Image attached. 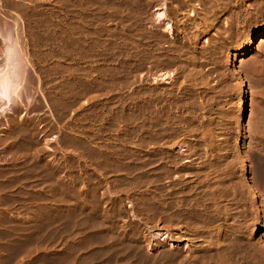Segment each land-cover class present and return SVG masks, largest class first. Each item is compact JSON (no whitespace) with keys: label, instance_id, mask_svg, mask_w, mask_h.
I'll return each instance as SVG.
<instances>
[{"label":"rangeland","instance_id":"1","mask_svg":"<svg viewBox=\"0 0 264 264\" xmlns=\"http://www.w3.org/2000/svg\"><path fill=\"white\" fill-rule=\"evenodd\" d=\"M4 28L34 67L0 110V264H264V0H0Z\"/></svg>","mask_w":264,"mask_h":264},{"label":"bare ground","instance_id":"2","mask_svg":"<svg viewBox=\"0 0 264 264\" xmlns=\"http://www.w3.org/2000/svg\"><path fill=\"white\" fill-rule=\"evenodd\" d=\"M112 2V1H111ZM179 2V1H178ZM229 2V1H228ZM183 4V3H182ZM185 4V3H184ZM229 4H231V3H229ZM92 5V4H91ZM94 5V4H93ZM142 5V4H141ZM105 6V5H104ZM92 7V6H91ZM86 8V7H85ZM139 8V7H138ZM211 9V8H210ZM119 10V9H118ZM86 11V10H85ZM137 11V10H136ZM121 12V11H120ZM146 12V11H145ZM170 12V11H169ZM105 13V12H104ZM109 13V12H108ZM143 13V12H142ZM148 13V12H147ZM79 14V13H78ZM87 14V13H86ZM139 14L141 15V13L139 12ZM138 14V15H139ZM158 15H157V18H158V21L159 22H164L165 23V25H166V27H165V29H166V31H167V33H168V35H166L164 32H163V30L161 31L159 28H154L155 29V37H154V39H152V42L151 43H146L147 44V50H145V52H144V54L145 55H147L148 56V58H150V60H151V62L153 63H155V65H153V67H150V70L152 69V68H154L155 66H157L156 64L158 63V62H162V60H165V61H169V57H171L172 56V53L168 50V49H165L163 46H161V43H163V42H166V41H168L169 40V36H174V32H173V26H172V24H171V21L168 19V16H166L165 15V13H162L161 11L159 12V13H157ZM193 14V13H192ZM195 14V13H194ZM193 14V15H194ZM213 14V13H212ZM114 15V14H113ZM143 15V14H142ZM216 16H218V15H216ZM138 17V16H137ZM141 17V16H140ZM172 17H174V16H172ZM143 18V17H142ZM214 18H216V17H214ZM118 19V18H117ZM126 19V18H125ZM138 19H139V17H138ZM141 19V18H140ZM139 19V20H140ZM134 20V19H133ZM76 22V21H75ZM109 22V21H108ZM115 22V21H114ZM124 22V21H123ZM130 22V21H129ZM139 22V21H138ZM144 22V21H143ZM146 22V21H145ZM181 22V21H180ZM193 22H195V21H193ZM207 22V21H206ZM106 23V22H105ZM139 23H141V22H139ZM163 23V24H164ZM126 24V23H125ZM194 24V23H193ZM89 25V24H88ZM135 25V24H134ZM141 25V24H140ZM127 26V25H126ZM136 26V25H135ZM156 26V25H155ZM202 26V25H201ZM162 27V26H161ZM196 27V26H195ZM7 28V27H6ZM122 28V27H121ZM138 28H139V26H138ZM146 28V27H145ZM5 29V28H4ZM9 30H3V31H1L0 30V37H1V39H2V42H3V52L1 51V55H2V60H1V62H0V110H1V115L4 113L5 114V112L7 111V109H8V107L9 106H11L13 103H16V101L15 100H17L18 98H20L21 100L28 94V90L27 91H25L26 89H29V88H27V85H29L28 83H31V85H33L32 84V82L30 81L29 82V80H30V78L32 77L31 76V68L33 69V67H34V64H33V62H32V60L29 58L30 56H28V54H27V52L25 51V48H23L22 46L23 45H21V40L19 41L18 40V37L19 38H21V36H19L18 34V37L16 36L15 37V35H14V32H13V30H10V28H8ZM132 29V28H131ZM141 29V28H140ZM152 29V28H151ZM150 29V30H151ZM164 29V30H165ZM190 29V28H189ZM85 30V29H84ZM139 30V29H138ZM142 30V29H141ZM13 33H12V32ZM78 31V30H77ZM112 31V30H111ZM144 31V30H143ZM143 31H142V33H143ZM113 32V31H112ZM134 32V31H133ZM145 32V31H144ZM87 33V32H86ZM121 33V32H120ZM139 33V32H138ZM147 33V32H146ZM149 33H152L151 31L149 32ZM185 33V32H184ZM16 34V33H15ZM110 34V33H109ZM148 34V33H147ZM149 35V34H148ZM153 35V34H152ZM87 36V35H86ZM142 36H144L145 37V35H144V33H143V35ZM150 36H151V34H150ZM264 36V33L263 32H261V33H258V34H256L254 37H253V39L248 43V45L246 46V47H244L243 49H242V53H244V54H246V53H249L250 52V50H251V48L254 46V45H256L261 39H262V37ZM143 37V38H144ZM176 37V36H175ZM17 38V39H16ZM139 38V37H138ZM151 38H152V36H151ZM179 38V37H178ZM182 38V37H181ZM144 40V39H143ZM143 40H142V42H143ZM147 40V39H146ZM146 40H144V41H146ZM151 40V39H150ZM149 40V41H150ZM81 41V40H80ZM141 41V40H140ZM175 41V40H174ZM83 42V41H82ZM138 42H139V40H138ZM108 43V42H107ZM145 43V42H144ZM167 43V42H166ZM165 43V44H166ZM172 43V42H171ZM177 43V42H176ZM142 44V43H141ZM140 44V45H141ZM145 44V45H146ZM164 44V45H165ZM144 45V46H145ZM171 45V44H170ZM81 46V45H80ZM125 46V45H124ZM139 46V45H138ZM137 46V47H138ZM143 46V47H144ZM173 46V45H172ZM78 47V46H77ZM86 47V46H85ZM161 47H163V48H161ZM139 48V47H138ZM186 49V48H185ZM77 50V49H76ZM139 50H141V49H139ZM178 50H180V51H177L178 53H176V54H183V53H185V52H183V48L181 47V49L179 48ZM116 51V50H115ZM120 51V50H119ZM142 51V50H141ZM186 51V50H185ZM104 52V51H103ZM135 52V51H134ZM175 52V51H174ZM82 53V52H81ZM138 53V52H137ZM141 53V52H140ZM188 53H190V52H188ZM187 53V54H188ZM90 54V53H89ZM111 54V53H110ZM175 54V55H176ZM187 54H185V55H187ZM193 54V53H192ZM74 55V54H73ZM118 55V54H117ZM122 55V54H121ZM184 55V56H185ZM174 56V55H173ZM137 57V56H136ZM145 57V56H144ZM143 57V58H144ZM189 57V56H188ZM86 58V57H85ZM141 58V57H140ZM139 58V59H140ZM183 58V57H182ZM195 58V57H194ZM1 59V58H0ZM115 59V58H114ZM113 59V60H114ZM138 59V58H137ZM145 59H146V57H145ZM176 59H178L179 60V58L177 57ZM185 59V58H184ZM196 59V58H195ZM126 60V59H125ZM76 61V60H75ZM95 61V60H94ZM115 61V60H114ZM148 61V60H147ZM147 61H146V63H147ZM175 61V59L174 60H172L171 61V59H170V62H174ZM177 61V60H176ZM186 61V60H185ZM192 61V60H191ZM196 61V60H195ZM201 61V60H200ZM169 62V63H170ZM90 63V62H89ZM88 63V64H89ZM123 63H124V61H123ZM129 63V62H128ZM152 63H150V64H152ZM176 63V62H175ZM102 64V63H101ZM109 64V63H108ZM149 64V63H148ZM149 64V65H150ZM171 64H173V63H171ZM193 64V63H192ZM196 64V63H195ZM162 65H163V63H162ZM166 65V64H165ZM234 65V64H233ZM140 66V65H139ZM159 66V65H158ZM170 66V65H169ZM176 66V65H175ZM174 66V67H175ZM178 66V65H177ZM182 66V65H181ZM83 67V66H82ZM128 67V66H127ZM146 67V66H145ZM148 67V66H147ZM109 68V67H108ZM137 68V67H136ZM141 68V67H140ZM156 68V67H155ZM160 68V67H159ZM179 68H181V67H179ZM186 68V67H185ZM193 68V67H192ZM115 69H117V67L115 68ZM139 69V68H138ZM142 69V68H141ZM145 69V68H144ZM163 69V68H162ZM177 69H178V67H177ZM187 69V68H186ZM189 69V68H188ZM114 70V69H113ZM157 70V69H156ZM166 70V69H165ZM172 70V69H171ZM175 70V69H174ZM179 70V69H178ZM184 70V69H183ZM99 71V70H98ZM126 71V70H125ZM140 71V70H139ZM149 71V70H148ZM148 71H147V73H148ZM177 71V70H176ZM130 72V71H129ZM138 72V71H137ZM142 72V71H141ZM144 72V71H143ZM150 72V71H149ZM155 72H157V71H155ZM173 72V71H172ZM172 72H170V73H172ZM190 72V71H189ZM199 72V71H198ZM201 72V71H200ZM76 73V72H75ZM119 73V72H118ZM124 73V72H123ZM184 73H186V72H184ZM192 73V72H191ZM142 74V73H141ZM183 74V73H182ZM181 74V75H182ZM187 74V73H186ZM194 74H195V72H194ZM151 75V74H150ZM172 75V74H171ZM171 75L170 74H167V72L166 73H161L160 75H158V77L155 79L156 81H168V79H170L171 78ZM189 75V74H188ZM31 76V77H30ZM114 76V75H113ZM126 76H128L127 74H126ZM191 76V75H190ZM190 76H188V78L190 77ZM129 77V76H128ZM139 77V76H138ZM142 77V76H141ZM145 77H146V75H145ZM168 77H170V78H168ZM33 78V77H32ZM31 78V79H32ZM192 77H190V79H191ZM136 79V78H135ZM142 79V78H141ZM194 79V78H193ZM36 80V79H35ZM38 80V79H37ZM196 81V80H195ZM101 82V81H100ZM131 82H132V80H131ZM192 82V81H191ZM124 83V82H123ZM183 83V82H182ZM195 83V82H194ZM35 84V83H34ZM130 84V83H129ZM131 84H133V83H131ZM153 84V83H152ZM188 84V83H187ZM241 84H243V82L241 83ZM30 85V86H31ZM36 85H37V83H36ZM109 85V84H108ZM110 86V85H109ZM113 86V85H112ZM144 86V85H143ZM172 86V85H171ZM182 86V85H181ZM186 86V85H185ZM29 87V86H28ZM35 87V86H34ZM84 87V86H83ZM127 87V86H126ZM194 87V86H193ZM102 88V87H101ZM174 88V87H173ZM31 90V89H30ZM36 91V90H35ZM103 91H104V89H103ZM139 91V90H138ZM181 91V90H180ZM25 92H27L26 93V95H25ZM33 93H34V91H32ZM171 92V91H170ZM111 93V92H110ZM143 93H145V92H143ZM151 93V92H150ZM158 93V92H157ZM160 93V92H159ZM167 93V92H166ZM106 94V93H105ZM99 95V94H98ZM140 95V94H139ZM154 95V94H153ZM194 95V94H193ZM30 96V95H29ZM29 96L27 95L26 97H28L27 98V100H29ZM33 96V95H32ZM134 96V95H133ZM132 96V97H133ZM136 96V95H135ZM155 96V95H154ZM161 96V95H160ZM167 96H169V95H167ZM129 97H131V95L129 96ZM151 97V96H150ZM166 97V96H165ZM138 98V97H137ZM142 98V97H141ZM155 98V97H154ZM189 98V97H188ZM132 99V98H131ZM25 101V100H24ZM23 101V102H24ZM151 101V100H150ZM28 102V101H27ZM152 102V101H151ZM161 102V101H160ZM178 102V101H177ZM147 103V102H146ZM149 103V102H148ZM193 103V102H192ZM156 104V103H155ZM170 104V103H169ZM160 105V104H159ZM182 105V104H181ZM118 106V105H117ZM144 105H142L141 107H143ZM247 105H246V95L242 98V101H241V109H240V114H239V118H240V121L241 122H244V120L246 119V117H247V114H248V112H247V107H246ZM114 107V106H113ZM150 107V106H149ZM156 107V106H155ZM161 107V106H160ZM10 108V107H9ZM139 108V107H138ZM151 108V107H150ZM148 109V108H147ZM147 109H145V111L147 110ZM9 110V109H8ZM134 110V109H133ZM201 110V109H200ZM7 113V112H6ZM156 113V112H155ZM149 114V113H148ZM154 114V113H153ZM157 114V113H156ZM159 114V113H158ZM157 114V115H158ZM142 115V114H141ZM190 115V114H189ZM187 116V115H186ZM122 117V116H121ZM160 117V116H159ZM162 117H163V115H162ZM161 117V118H162ZM194 117V116H193ZM154 118V117H153ZM158 118V117H157ZM168 118V117H167ZM177 119V118H176ZM183 119V118H182ZM175 120V119H174ZM148 122V121H147ZM165 122V121H164ZM192 122V121H191ZM143 123V122H142ZM167 123V122H166ZM172 124V123H171ZM182 124V123H181ZM130 125V124H129ZM151 125H152V123H151ZM155 125V124H154ZM163 125V124H162ZM168 125V124H167ZM177 126V125H176ZM175 126V127H176ZM157 127H159V123H157L155 126H154V128H157ZM161 127V126H160ZM165 127H166V125H165ZM196 127V126H195ZM140 128V127H139ZM203 128V127H202ZM163 129V128H162ZM177 129V128H176ZM210 129V128H209ZM154 130V129H153ZM152 130V131H153ZM158 130V129H157ZM199 130V129H198ZM141 131V130H140ZM161 131V130H160ZM168 131V130H167ZM157 132V131H156ZM187 132V131H186ZM194 132V131H193ZM22 133V132H21ZM155 133V132H154ZM160 133V132H159ZM180 133V132H179ZM208 133V132H207ZM210 133V132H209ZM216 133V132H215ZM152 134V133H151ZM157 134H158V132H157ZM163 134V133H162ZM161 135V134H160ZM164 135V134H163ZM153 136V135H152ZM158 136H159V134H158ZM158 136H156V134H155V136L154 137H158ZM176 136V135H175ZM185 136V135H184ZM202 136V135H201ZM167 137V136H166ZM182 137V136H181ZM210 137V136H209ZM212 137V136H211ZM211 137H210V140H211ZM136 138V137H135ZM161 138H163V136L162 137H159L158 139L159 140H161ZM165 138V137H164ZM213 138V137H212ZM152 139V138H151ZM158 139H157V141H154L156 144H158L157 142H158ZM164 140V139H163ZM213 140V139H212ZM150 141V140H149ZM166 141V140H165ZM143 142V141H142ZM166 143V142H165ZM199 144V143H198ZM128 145V144H127ZM133 145V144H132ZM131 145V146H132ZM159 147V146H158ZM186 146H181L180 147V150L181 151H185V148ZM199 147V146H198ZM210 147V146H209ZM193 148V147H192ZM202 148V147H201ZM161 149V148H160ZM166 149V148H165ZM213 149V148H212ZM162 151V150H161ZM195 151V150H194ZM156 152V151H155ZM160 152V151H159ZM192 153V152H191ZM155 154V153H154ZM206 155V154H205ZM157 157V156H156ZM156 157H155V159H156ZM214 157V156H213ZM159 158H161V157H159ZM158 157H157V159H159ZM173 158V157H172ZM163 159V158H162ZM161 159V160H162ZM216 159V158H215ZM215 159H214V161H215ZM127 160V159H126ZM149 160V159H148ZM205 160V159H204ZM203 160V161H204ZM154 161H156V160H154ZM192 161V160H191ZM244 161V160H243ZM166 162V161H165ZM170 162V161H169ZM181 162V161H180ZM199 162V161H198ZM221 162V161H220ZM229 162V161H228ZM232 162V161H231ZM238 162V161H237ZM242 162V161H241ZM204 163V162H203ZM222 163V162H221ZM221 163H219V161L217 162V161H215V162H209L208 164L206 163V165L204 164V166L202 167V169H203V171H205V172H203V174L201 173V175H203L206 179L205 180H207V181H209L210 179L209 178H213V175H215L216 174V172H215V170L216 169H220L221 168ZM235 163V162H234ZM234 163H233V165H234ZM175 164V163H174ZM155 165H156V163H155ZM177 165V164H176ZM175 165V166H176ZM236 165V164H235ZM157 166V165H156ZM171 166V165H170ZM174 166V165H173ZM214 166H215V168H214ZM223 166V165H222ZM228 166V165H227ZM230 166V165H229ZM158 167H161V166H158ZM186 167V166H185ZM201 167V166H200ZM167 168V167H166ZM165 168V169H166ZM228 168V167H227ZM234 168V167H233ZM264 168V167H263ZM160 169V168H159ZM159 169H155V171L156 170H159ZM169 169V168H168ZM245 169V168H244ZM243 169V170H244ZM262 169V168H261ZM162 170V169H161ZM167 170V169H166ZM172 170V169H171ZM217 170V172H219ZM160 171V170H159ZM175 171V170H174ZM199 171V170H198ZM162 172V171H161ZM194 172V171H193ZM241 172V171H240ZM262 172H263V170H262ZM157 174H158V171L156 172ZM167 173H168V171H167ZM220 173H221V171H220ZM236 173V172H235ZM264 173V172H263ZM165 174V173H164ZM196 174V173H195ZM234 174V173H233ZM232 174V175H233ZM240 174V173H239ZM171 175V174H170ZM182 175V174H181ZM180 175V176H181ZM197 175H198V173H197ZM217 175V174H216ZM260 175V174H259ZM154 176H158V175H154ZM184 176V175H183ZM199 176V175H198ZM261 176V175H260ZM219 177H220V175H219ZM231 177V176H230ZM237 177V176H236ZM167 178V177H166ZM202 178V177H201ZM215 178V177H214ZM204 179V178H203ZM209 179V180H208ZM217 179V178H216ZM176 180V179H175ZM204 180V182H206L207 183V181H205ZM220 180V179H219ZM173 181V180H172ZM226 181V180H225ZM237 181V180H236ZM163 182V181H162ZM212 182V181H211ZM234 182V181H233ZM182 183V182H181ZM202 183V182H201ZM209 183V182H208ZM155 184V183H154ZM171 184V183H170ZM175 184H176V182H175ZM220 184V183H219ZM224 184V183H223ZM227 184V183H226ZM237 184V183H236ZM229 185V184H228ZM234 185V184H233ZM206 186V185H205ZM209 187H212V186H210V184L208 185ZM227 186V185H226ZM207 187V186H206ZM217 187V186H216ZM221 187H222V185H221ZM238 187V186H237ZM202 188V187H201ZM200 188V189H201ZM235 188V187H234ZM205 189V188H204ZM219 189V188H218ZM217 189V190H218ZM228 189V188H227ZM210 190V189H209ZM213 190V189H212ZM216 190V189H215ZM201 191H203V190H201ZM241 191V190H240ZM223 194H225V193H223ZM216 195V194H215ZM203 196H205V195H203ZM209 196V195H208ZM218 196V195H217ZM222 196V195H221ZM225 197V196H224ZM201 198V197H200ZM209 198V197H208ZM211 198V197H210ZM209 198V199H210ZM205 199H207V198H205ZM204 199V200H205ZM189 200V199H188ZM225 200V199H224ZM191 202V201H190ZM203 203V202H202ZM209 203V202H208ZM210 208V207H209ZM208 208V209H209ZM227 210V209H226ZM200 213V212H199ZM229 214V213H228ZM199 215V214H198ZM202 216V215H201ZM230 216V215H229ZM204 217V216H203ZM209 217V216H208ZM178 218V217H177ZM203 219V218H202ZM205 220V219H204ZM209 221V220H208ZM214 221V220H213ZM207 227V226H206ZM261 229L259 228L258 229V231L257 232H259ZM212 235V234H211ZM159 237H161V235L159 236ZM163 238V237H162ZM222 238V237H221ZM167 239H169V237L167 238ZM171 240V239H170ZM170 242H172V241H170ZM218 242V241H217ZM216 246V245H215ZM218 247V246H217ZM209 248V247H208ZM226 248H227V246H226ZM202 251V250H201ZM224 252V251H223ZM177 255V254H176ZM204 256V255H203ZM206 256V255H205ZM211 256V255H210ZM175 258L174 259H176V257L177 256H174ZM207 257V256H206ZM214 257V256H213ZM216 257V256H215ZM171 258V257H170ZM173 258V257H172ZM178 258V257H177ZM182 258V257H181ZM177 260V259H176ZM203 260V259H202ZM207 260H210V259H207ZM206 260V261H207ZM172 262V261H171ZM211 262V261H210ZM206 263V262H205Z\"/></svg>","mask_w":264,"mask_h":264}]
</instances>
